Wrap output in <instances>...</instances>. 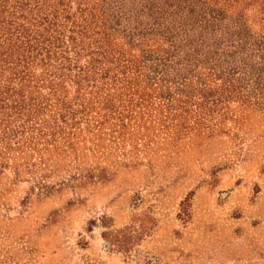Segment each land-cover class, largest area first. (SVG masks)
Returning <instances> with one entry per match:
<instances>
[{
	"label": "rangeland",
	"instance_id": "1",
	"mask_svg": "<svg viewBox=\"0 0 264 264\" xmlns=\"http://www.w3.org/2000/svg\"><path fill=\"white\" fill-rule=\"evenodd\" d=\"M44 1L65 26L93 16L84 46L68 54L71 76L90 58L98 72L109 66L107 82H95L100 94L125 85L160 108L154 88L195 81L207 97L178 135L159 113V125L141 129L149 148L131 162L81 149L82 166L98 162L106 179L61 183L67 171L55 170L43 194L28 173L0 167V264H264V0ZM103 35L112 62L95 51Z\"/></svg>",
	"mask_w": 264,
	"mask_h": 264
},
{
	"label": "trees",
	"instance_id": "2",
	"mask_svg": "<svg viewBox=\"0 0 264 264\" xmlns=\"http://www.w3.org/2000/svg\"><path fill=\"white\" fill-rule=\"evenodd\" d=\"M6 1L0 0V167L11 166L15 175L28 173L33 187L47 194L53 186L46 177L55 170L67 171L61 183H87L96 177L106 179L107 169L98 162L90 168L82 166L81 149L89 150L96 161L131 162L130 154L138 156L144 148H149L150 139H146L141 129H149L153 122L159 125V113L161 125L170 136L189 129L184 115L196 104L197 97H207V88L197 87L195 81L176 84L166 92L154 88L155 96L163 100L160 108L158 105L154 108L150 96L131 91L125 85L100 94L95 82L101 79L107 82L109 66L100 67L98 72L99 68L91 63L94 58H90L88 64L77 67L71 76L74 55L68 54L73 49L78 55V43L84 46L90 26L94 27L93 16L83 18V22L71 19L65 26L58 19L53 1L36 0L32 6L16 0L10 3L16 6H8ZM46 7V12L41 14V9ZM77 9L81 14L82 9L79 6ZM63 10L61 7L60 11ZM62 13L65 20L71 16ZM101 37L105 40L95 44V51L101 59L112 62L114 59L106 44L108 36ZM34 66L41 69L38 74ZM125 67L120 71L124 72ZM64 78L76 86V94L71 98L66 95ZM44 87L47 92L42 93L39 88Z\"/></svg>",
	"mask_w": 264,
	"mask_h": 264
}]
</instances>
